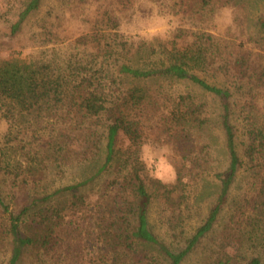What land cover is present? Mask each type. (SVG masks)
Returning a JSON list of instances; mask_svg holds the SVG:
<instances>
[{
    "label": "trees",
    "instance_id": "obj_1",
    "mask_svg": "<svg viewBox=\"0 0 264 264\" xmlns=\"http://www.w3.org/2000/svg\"><path fill=\"white\" fill-rule=\"evenodd\" d=\"M41 3H24L10 36ZM254 26L264 32V12ZM75 43L81 53L52 50L48 60L0 62V114L6 124L0 145V212L6 218L0 221V238L8 239L7 264H182L213 232L242 169L254 177L253 192L233 203L228 225L205 264H262L259 256L247 258L242 250L253 247L257 238L264 242V122L248 119L243 125L246 144L240 157L232 101L234 92L247 86L264 87V67L251 73L245 58L218 61L215 41L203 34L161 53L143 41L133 43L116 32L101 35L95 29ZM152 81H188L218 104L214 122L190 95L179 96L160 115L161 134L177 144L179 153L171 184L144 182L140 174L143 115L148 104L159 103L148 90ZM212 127L221 131L227 154V166L219 171L209 165L208 143L199 147L190 141L196 131ZM120 137L127 141L125 149L117 145ZM11 152H21L22 164H10ZM101 155L93 174L47 193L45 184L55 164L93 165ZM22 166L25 176L17 173ZM6 177L8 203L1 188ZM206 177L217 181L218 194L202 223L184 238L189 189ZM25 188V201L11 208ZM153 202L159 204L161 222L173 239H184L180 248L174 250L152 231ZM61 230L67 231L64 242L59 240Z\"/></svg>",
    "mask_w": 264,
    "mask_h": 264
},
{
    "label": "rangeland",
    "instance_id": "obj_2",
    "mask_svg": "<svg viewBox=\"0 0 264 264\" xmlns=\"http://www.w3.org/2000/svg\"><path fill=\"white\" fill-rule=\"evenodd\" d=\"M26 1L0 0V62L48 60L52 50L57 54L81 53L83 48H79L75 42L95 29L101 35L116 32L133 43L143 41L151 46V49L156 48L159 53L162 49L170 50L173 46L184 47L195 41L197 35L203 34L215 41L218 61L233 57L245 58L251 73L264 67V32L254 26L256 19L264 12V0H42L39 9L21 24L20 31L10 36V27L17 21ZM207 80L212 84L215 82L211 78ZM147 86L149 93L157 97L159 103L157 106L153 102L148 104V109L143 115L144 142L140 147L139 157L144 170L140 174L144 182L157 179L164 184H171L175 180V163L179 153L175 149L177 144L161 134L163 122L160 115L169 110L178 101L179 96L190 95L197 105L204 106L206 116L214 122L215 116L219 114L218 104L211 95L188 81H152L147 83ZM232 107L233 124L238 135L237 151L242 157L246 144L243 125L248 119L258 123L264 122V87L250 85L234 92ZM5 134L6 124L0 114V145L4 144ZM190 141L197 142L199 147L208 143L209 165L212 169L219 171L227 166L224 139L219 129L212 127L209 130L196 131ZM117 145L123 149L128 146L127 141L121 137ZM9 157L10 164L14 166L24 161L21 152H11ZM102 158L101 155L99 162L93 165L55 164L56 166L49 170L45 184L48 187L47 193L90 176L97 170ZM17 173L25 176V166ZM5 179L6 184H1V188L8 203L11 200L8 191L10 180L8 181V177ZM253 187L254 177L251 172L242 169L231 187L228 203L213 232L182 264L206 263L213 246L218 242L221 230L228 225L233 203L251 195ZM218 189L217 181L211 177L204 178L189 189V209L186 214L188 225L184 238L189 237L191 231L205 219L215 202ZM25 193L26 188L18 192L10 203L11 208L21 206L25 201ZM160 209L157 202L152 203L149 210L150 227L161 241L174 250L178 249L184 239H173L172 234L161 222ZM5 218L0 212V221ZM66 235L67 231L61 230L59 240L64 242ZM252 245L255 248L243 249V254L247 258L259 256L264 264V242L257 238ZM86 252L88 251L84 249L81 253ZM9 255L8 239L0 238V264H7Z\"/></svg>",
    "mask_w": 264,
    "mask_h": 264
}]
</instances>
